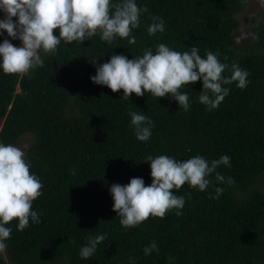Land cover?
Instances as JSON below:
<instances>
[{
  "label": "trees",
  "instance_id": "1",
  "mask_svg": "<svg viewBox=\"0 0 264 264\" xmlns=\"http://www.w3.org/2000/svg\"><path fill=\"white\" fill-rule=\"evenodd\" d=\"M135 2L148 8L132 31L135 44L119 37L109 44L99 34L82 44L61 41L55 54L41 52L44 64L30 76L0 71V143L14 145L29 136L25 159L43 184L32 205L40 223L30 221L23 231L18 221L6 225L12 232L0 264H264V23L254 15V39L238 51L237 16L245 0ZM150 16L163 19L162 33L148 34ZM5 39L10 38L0 33V43ZM160 43L179 52L195 46L202 58L206 50L218 53L222 63L248 71L249 83L244 89L225 85L228 96L208 111L199 102L197 81L182 89L189 95L185 111L170 95L124 100L122 90L113 93L91 82L112 55L131 60L146 48L154 53ZM131 111L153 121L147 141L136 139ZM148 155L181 161L199 155L209 162L227 155L230 166L216 171L235 183H217L213 173L203 192L185 184L174 190L185 197L181 215L173 209L163 219L150 216L125 228L112 211L109 189L137 177L150 185ZM217 187L224 191L211 199ZM98 235L106 239L82 259L81 247ZM152 241L159 252L146 256L143 249Z\"/></svg>",
  "mask_w": 264,
  "mask_h": 264
},
{
  "label": "clouds",
  "instance_id": "2",
  "mask_svg": "<svg viewBox=\"0 0 264 264\" xmlns=\"http://www.w3.org/2000/svg\"><path fill=\"white\" fill-rule=\"evenodd\" d=\"M0 12L4 13V18L0 19V33L10 38L0 43V71L23 77L30 76L34 68L42 67L41 52L55 54L61 41L82 44L99 34L100 39L109 44L117 37L127 39L130 45L135 44L132 31L139 28L140 17L148 8L138 7L135 0H0ZM149 19V35L165 30L162 18L150 16ZM54 30L59 31L58 36L54 35ZM10 40H19L21 44L17 47ZM227 59L225 56L224 60ZM226 70L231 72L228 77L223 75ZM249 75L235 62L230 66L222 63L218 53L206 50L202 58L195 46L179 52L160 43L154 53L146 48L142 56L131 60L124 55H112L108 62L96 68V74L90 79L93 84L106 86L113 93L122 90L124 100L132 95L143 97L145 93L156 98L170 95L185 111L190 107L189 95L182 89L200 81L199 102L212 111L228 96L229 88L225 85L235 82L237 88L244 89ZM129 116L136 139L147 141L152 135L153 121L142 112L131 111ZM145 160L150 164V185L145 186L143 178L137 177L127 185L114 183L109 189L112 211L117 213L125 228L136 227L150 216L163 219L173 209L177 216L181 215L185 197L176 195L174 190L185 184L203 192L212 183L209 177L213 173L217 183L229 186L235 183L234 178L216 171L222 165L230 166L227 155L211 162L199 155L182 161L168 155L155 158L148 155ZM30 169L21 148L0 143V253L6 251L5 241L11 238L12 229L6 225L18 221L17 230L23 231L30 221L40 223V215L32 210V205L42 195L43 184ZM223 191L217 187L216 195L210 198L218 199ZM105 239V235L89 237L79 256L89 259ZM153 251L159 252L155 241L143 249L146 256Z\"/></svg>",
  "mask_w": 264,
  "mask_h": 264
},
{
  "label": "rangeland",
  "instance_id": "3",
  "mask_svg": "<svg viewBox=\"0 0 264 264\" xmlns=\"http://www.w3.org/2000/svg\"><path fill=\"white\" fill-rule=\"evenodd\" d=\"M246 6L242 13H240L237 18L239 20V25L236 31V49L239 51L242 49L244 44L251 42L254 39V33L251 29V19L255 14L260 16L261 21L264 23V0H245ZM4 18V15L2 19ZM16 18L14 17L13 20ZM239 40V42H237ZM21 42L16 40L13 45L20 46ZM31 143V138L29 136H24L20 139L15 146L21 148L23 151ZM0 257H4V253H0Z\"/></svg>",
  "mask_w": 264,
  "mask_h": 264
}]
</instances>
